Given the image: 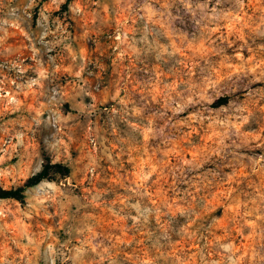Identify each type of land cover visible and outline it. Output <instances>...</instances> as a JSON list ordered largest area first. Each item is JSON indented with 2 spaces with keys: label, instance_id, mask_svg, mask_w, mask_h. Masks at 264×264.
<instances>
[{
  "label": "rangeland",
  "instance_id": "1",
  "mask_svg": "<svg viewBox=\"0 0 264 264\" xmlns=\"http://www.w3.org/2000/svg\"><path fill=\"white\" fill-rule=\"evenodd\" d=\"M46 158L0 264H264V0H0V190Z\"/></svg>",
  "mask_w": 264,
  "mask_h": 264
},
{
  "label": "trees",
  "instance_id": "2",
  "mask_svg": "<svg viewBox=\"0 0 264 264\" xmlns=\"http://www.w3.org/2000/svg\"><path fill=\"white\" fill-rule=\"evenodd\" d=\"M72 0H67L70 3ZM228 100L226 98L220 99L216 102L215 107H222L227 105ZM72 173L71 168L68 165L62 163H53L49 158L45 159V163L42 169L29 178L23 187L10 190H0V201L2 200H15L21 204L25 203L26 191L30 188H34L43 182H53L57 176L69 177Z\"/></svg>",
  "mask_w": 264,
  "mask_h": 264
}]
</instances>
